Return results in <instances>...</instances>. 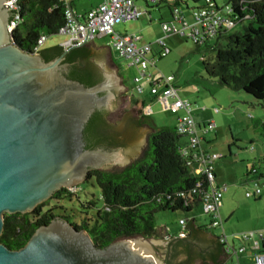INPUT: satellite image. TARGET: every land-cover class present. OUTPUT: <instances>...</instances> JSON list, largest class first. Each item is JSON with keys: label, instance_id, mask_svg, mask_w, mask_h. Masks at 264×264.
Segmentation results:
<instances>
[{"label": "water", "instance_id": "1", "mask_svg": "<svg viewBox=\"0 0 264 264\" xmlns=\"http://www.w3.org/2000/svg\"><path fill=\"white\" fill-rule=\"evenodd\" d=\"M5 1L0 0V235L4 213L31 212L55 191L83 182L90 169L124 165L154 128L133 108L115 122L119 146L85 148L83 129L92 113L116 104L117 76L110 54L106 48L92 49V60L103 69L101 81L85 86L67 78L64 55L85 45L86 36L44 61L13 42L7 28L12 14ZM129 119L132 129L126 126ZM160 260L139 239L97 247L86 230L60 216L38 226L18 249L0 242V264H161Z\"/></svg>", "mask_w": 264, "mask_h": 264}, {"label": "trees", "instance_id": "2", "mask_svg": "<svg viewBox=\"0 0 264 264\" xmlns=\"http://www.w3.org/2000/svg\"><path fill=\"white\" fill-rule=\"evenodd\" d=\"M17 23L11 37L21 49L33 52L40 36L57 34L64 23L63 0H17ZM230 17L235 23L247 20L240 32H224L213 43L215 59L212 64L204 63L205 71L216 77L221 84L233 90H242L258 100L264 108V0H228ZM12 14V15H13ZM220 41V43H219ZM197 49L200 47L195 45ZM63 50L60 44L40 47L37 53L44 61L58 56ZM64 74L85 86L100 81L92 71L85 45L70 49L62 60ZM134 102V101H133ZM107 110L92 113L83 129L85 148L103 145L119 146L117 136L108 135L114 125L106 120ZM126 126H134L132 120ZM264 137V120L256 123ZM181 136L174 126L154 128L148 135L146 146L140 156L122 168L114 170L90 169L86 180H92L100 191L102 207L96 209L94 219L83 218L79 224L71 222L78 229L89 234L95 246L103 248L119 240L134 236H152L156 232L153 215L161 210L190 211L200 204V195L192 192L196 181L202 176H193L178 153ZM257 171L252 168L250 174ZM248 175V173H246ZM205 182V181H204ZM206 185V182L204 183ZM183 193V195H180ZM72 195L66 188L55 191L50 199ZM93 206V201H88ZM41 204L30 213H4L0 242L10 249L22 247L35 229L47 224L58 215L51 210L41 211ZM68 219L67 216H61ZM194 231H208L205 225L194 226V220L185 219V226ZM184 237H177L187 252H191L190 231ZM215 241L222 249L215 237ZM185 242V243H184ZM216 260V257H212ZM217 261V260H216ZM220 264V263H218Z\"/></svg>", "mask_w": 264, "mask_h": 264}, {"label": "rangeland", "instance_id": "3", "mask_svg": "<svg viewBox=\"0 0 264 264\" xmlns=\"http://www.w3.org/2000/svg\"><path fill=\"white\" fill-rule=\"evenodd\" d=\"M75 1L82 9H87L93 2V0ZM214 2L217 7L229 4L228 0H214ZM135 3L142 11L138 19L114 23V32L136 34L140 36L141 42L150 43L151 55L155 58V64L148 65L147 74H150L152 78L153 76L172 75V82L178 89L179 97L190 103L193 119L204 122L212 121L215 125L213 130L204 135L206 138L204 142L210 152L220 154L213 166L215 184L225 185L221 206L218 209L225 235L229 240L233 239L234 243L238 244L239 240L234 237L238 234L248 231L264 232V137L256 128V123L259 120H264V108L251 95L242 90H233L221 84L216 77L207 74L203 62L208 64L214 62V39L197 49L192 41L179 34L168 35L165 38V44L169 48V52L159 58L157 54L159 47L154 41L163 37L160 23L172 20L170 13L172 6L165 2L149 4L144 0H135ZM202 3L203 0H177L175 7L187 21H190L191 9ZM247 22V20H243L235 23L228 32L242 31ZM66 38L64 34H50L45 38L42 47H48L50 41L52 45L61 44ZM92 45V49L96 51L105 48L108 50L107 47H109L110 59L118 68V74L114 69V74L117 76L116 104L107 110L109 121L115 125L122 113L137 108L154 128L173 127L176 117L183 112L163 110L149 93V87L144 80L138 83L143 87V93L132 92V79L137 75V70L134 66H128L118 52L110 46V37H96L92 40ZM142 106H149V115L144 113ZM215 109L217 110L215 111ZM154 128L146 133L145 140L136 156L124 165H111L105 170L122 168L139 157L146 146L147 135ZM252 168L257 171L255 174H250ZM190 174L194 175L195 173L190 170ZM254 182L260 188V195L246 197L245 192L252 190ZM73 186L75 189L72 195H65L59 199L48 198L41 203L40 210H51L52 213L60 217L67 216L70 223L79 224L83 218L92 221L96 209L102 207L98 187L92 180H86V178L83 182L74 183ZM88 201H93V206H89ZM29 213L31 217L32 214ZM180 218L186 220L192 218L197 224L207 223L210 219L202 212L200 205L193 207L188 212L161 210L153 215L157 238L134 236L129 239L142 240L161 258L162 252L158 250L162 249L163 244L152 242L149 238L162 240L163 237L159 230L171 237L178 236L181 230H186L178 223ZM207 232L211 236H218L222 230L220 227H213ZM211 239L213 238L200 234L195 242L201 249H206ZM121 240L123 239L117 241ZM248 251L250 249L247 247L244 253H248ZM207 253L204 250V260L198 258L192 264H216L209 259ZM220 264H232V261L227 257Z\"/></svg>", "mask_w": 264, "mask_h": 264}, {"label": "built area", "instance_id": "4", "mask_svg": "<svg viewBox=\"0 0 264 264\" xmlns=\"http://www.w3.org/2000/svg\"><path fill=\"white\" fill-rule=\"evenodd\" d=\"M145 3L158 4L165 2L172 6L170 22L160 23L163 37L154 41L158 45V57H163L169 52L165 44V38L171 34H179L192 41L194 45L203 46L211 39H216L220 34L229 31L235 25L230 17L231 8L228 4L217 7L214 0H203V3L191 9V20L187 21L182 13L175 7L176 0H144ZM17 0H6L4 7L13 14L17 13ZM141 10L134 0H102L99 4L91 7L83 14H75L70 8L65 9V19L63 25L58 29V34L66 35V40L60 45L68 47L77 44L85 36L86 43L99 36H109L110 46L115 49L128 64L134 66L137 75L133 77L132 92L143 93V87L138 83L141 80L149 87V93L158 102L163 110L170 112L182 111L176 117L174 129L181 136V143L178 146V153L184 161L185 166L194 171L193 176H202L204 180H198L194 184L192 192L200 195L201 210L210 217L205 225L206 229L220 227L222 232L216 236L221 244L223 252L230 257L232 264H237L238 256L245 252L246 248L253 250L255 254L250 264H264V232L248 231L237 236L238 244L233 239L229 240L222 227L218 209L221 206L222 192L225 185L215 184L214 161L220 154L210 152L204 146L203 136L214 129L212 121L197 124L191 115L190 103L179 97L178 89L173 84V76H152L147 74L149 64H155V58L151 55V44L141 43L140 37L136 34H118L113 30L116 22H127L138 19ZM18 16L13 14L7 25L11 33L16 26ZM45 36L37 39V45L32 53H36L42 46ZM145 114L149 115V106H142ZM217 109H215L216 111ZM206 182V185L204 183ZM253 188L245 192L246 197H258L260 188L256 182ZM69 193H73L75 186L66 188ZM183 195V193H180ZM178 223L185 227V219L180 218ZM184 230L178 236L184 237Z\"/></svg>", "mask_w": 264, "mask_h": 264}, {"label": "flooded vegetation", "instance_id": "5", "mask_svg": "<svg viewBox=\"0 0 264 264\" xmlns=\"http://www.w3.org/2000/svg\"><path fill=\"white\" fill-rule=\"evenodd\" d=\"M86 47L88 50V59L92 67V71L95 72V74L101 78L100 79L101 81L104 78L103 69L100 65H98L95 61L92 60V56H93L92 41L86 43ZM107 51L110 54V51L109 50ZM111 62H112V65H114L116 69V73H117V70H118L117 66L114 64L113 60ZM106 120L109 124L113 125V123L109 121L108 116H106ZM118 134H119L118 130L116 129L115 126L113 127L112 130L108 131V135H114L118 137ZM101 148L112 149L114 147L109 146V145H103ZM203 232L204 234L207 233L206 231H203ZM152 236L154 238H157L156 232ZM126 239H129V238H126ZM163 242L164 243L161 247L163 250L162 257L160 260L161 264H192V262L195 261L196 259L198 258L201 259L202 257H204V254H203L204 250L208 252L207 254L210 258L216 257V259H220L221 257L220 247L218 246V244L216 243L214 239L210 240V244H208L206 249H203V248L201 249L200 247H198V244L196 242L190 243L191 252H187L183 244H181V242L178 241V239L176 238H173L170 240L163 238ZM133 244L135 245V243H131L132 246ZM132 249H135V248L133 247Z\"/></svg>", "mask_w": 264, "mask_h": 264}, {"label": "crops", "instance_id": "6", "mask_svg": "<svg viewBox=\"0 0 264 264\" xmlns=\"http://www.w3.org/2000/svg\"><path fill=\"white\" fill-rule=\"evenodd\" d=\"M65 3H66V5H67V3H68V6H69V8L75 13V14H83L86 10H88V9H90L91 7H94V6H96L97 4H99L102 0H93V2L90 4V6L87 8V9H82V8H79L78 7V5H77V3H76V1L75 0H63ZM135 1V0H134ZM176 3H177V0H176ZM136 4V3H135ZM169 6H171V5H169ZM170 13H171V10H170ZM171 35H173V34H171ZM139 36V35H138ZM140 37V36H139ZM141 42V41H140ZM141 43H145V42H141ZM108 48V50L110 51V48L109 47H107ZM195 121V120H194ZM197 124H202V123H204V121H198V120H196L195 121ZM203 138H204V141H206V138H205V136H203ZM204 146H205V142H204ZM206 147V146H205ZM207 148V147H206ZM208 149V148H207ZM194 226H197V225H199V224H197L196 222H194ZM186 230H184V231H190L191 230V233H192V227L191 226H189V225H187V226H185L184 227ZM160 232H161V234H162V237L163 238H166V239H168V238H171V236H169L168 234H166L165 232H162L161 230H159ZM156 232H157V229H156ZM207 232V231H206ZM205 232V233H206ZM194 233L196 234V237L195 238H192L191 236L189 237V238H187V240L190 242V243H193V242H195V239L200 235V234H204V232L203 231H194ZM194 233H192V234H194ZM206 236H208V237H210V238H213L214 240H215V237L216 236H211L210 234H208V232L205 234ZM255 254V252L253 251V250H251L250 249V251H248V253H242V254H240L239 256H238V259H237V264H250L251 263V260H252V257H253V255ZM221 259H216V260H213L212 258H210L209 257V259L212 261V262H214V263H216V264H218V263H221V261L224 259V258H227V255L223 252V250L221 249V257H220ZM230 260H231V258L230 257H228ZM201 260H204V257H202L201 258ZM231 261H233V260H231Z\"/></svg>", "mask_w": 264, "mask_h": 264}]
</instances>
